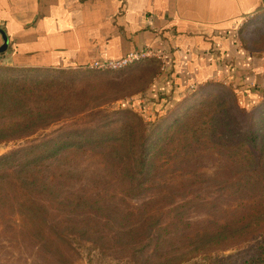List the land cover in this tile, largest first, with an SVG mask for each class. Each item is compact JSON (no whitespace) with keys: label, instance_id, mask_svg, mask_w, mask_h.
Returning a JSON list of instances; mask_svg holds the SVG:
<instances>
[{"label":"rangeland","instance_id":"rangeland-1","mask_svg":"<svg viewBox=\"0 0 264 264\" xmlns=\"http://www.w3.org/2000/svg\"><path fill=\"white\" fill-rule=\"evenodd\" d=\"M232 43L228 68L183 96L154 84L159 58L122 69L1 62L0 93L21 82L45 87L48 100L0 102V156L67 130L93 135L69 136L39 163L0 165V264H89L100 247L103 261L161 264L197 248L229 254L258 234L221 229L243 228L264 210V136L251 144L243 134L264 119V10Z\"/></svg>","mask_w":264,"mask_h":264},{"label":"crops","instance_id":"crops-1","mask_svg":"<svg viewBox=\"0 0 264 264\" xmlns=\"http://www.w3.org/2000/svg\"><path fill=\"white\" fill-rule=\"evenodd\" d=\"M263 10L264 0H0V64L88 68L151 47L165 57L154 84L183 96L228 68L233 32Z\"/></svg>","mask_w":264,"mask_h":264},{"label":"trees","instance_id":"trees-1","mask_svg":"<svg viewBox=\"0 0 264 264\" xmlns=\"http://www.w3.org/2000/svg\"><path fill=\"white\" fill-rule=\"evenodd\" d=\"M17 69H32V68H23V67H15ZM86 68V67H83ZM6 70V69H3ZM160 73V72H159ZM223 84V83H222ZM1 85L6 87V83H2ZM13 86L11 87L12 93L11 92H4V95L0 93V102L1 104H16L19 105V108L21 106L27 105L30 103L31 100H36L39 99L41 101L47 102L48 100V95L46 92V88L39 85L37 86H31L29 84L21 83V82H16L12 84ZM254 83L252 84L251 87L248 88V92L253 94L252 96L254 97V90L256 89V86H253ZM223 86L230 91H232L231 84H223ZM235 95V92H234ZM257 95V94H256ZM236 101V99H234ZM5 106V105H4ZM236 107V105H234ZM238 112H242L241 109L237 106L236 107ZM24 115L27 116L24 112ZM29 116V115H28ZM31 116V115H30ZM29 116V117H30ZM136 117V116H135ZM231 119H233L232 114L230 116ZM26 121L22 120L19 122L21 127H24V124L28 125L30 124L29 122L31 121ZM137 126L143 127V124L141 120H137ZM259 127L254 128V124H250L247 126V131L243 133L245 136L246 140H249L251 144L253 142H256L258 138H261L264 136V119L259 120ZM252 127V129H251ZM133 130L135 129L132 127ZM2 131H0L1 133ZM134 132V131H133ZM132 132V134L135 136V134ZM93 134L90 133L89 135H86L84 133V130H67L60 132L59 134H56L55 136H51L49 138H44L41 142H38L36 144H29L24 147L16 148L8 153L0 156V165L4 163H12L18 158L24 159V163L22 164H31V163H39L41 162L40 160H43V157L46 156L49 153L54 154L57 152V145H64L66 143V139L68 137L74 136L76 137H85L86 139H91ZM243 136V135H242ZM137 137V135H136ZM140 137L143 138V135H140ZM49 150V151H48ZM117 151H120V148H116ZM133 150V149H132ZM130 152V151H128ZM127 152V153H128ZM118 153V152H117ZM126 151L121 152V155H124ZM138 152H135V155L137 156V162L139 163V167L142 165L144 162V155L146 153L145 150H142L139 154ZM126 155V154H125ZM136 159V158H135ZM136 162V163H137ZM264 189V185H263ZM93 201V200H92ZM89 202V203H88ZM93 202H96L95 200ZM98 202V201H97ZM83 205L84 202L76 204L77 206ZM86 205L88 207L95 208L97 205L91 204L89 200H87ZM94 205V206H93ZM86 206V207H87ZM260 214V217L251 221L250 223H247L246 226H243V228H238V230H234L231 232V225L230 223H226L222 226V231L228 233L227 236H247V234L252 233V231H255L257 229L260 230L258 234H254L245 242L243 245L238 246L233 252L229 254H225L224 252H217L219 254H213L211 252H205L202 250V248H197L195 249V255H186L182 256L176 261H166L165 263L161 264H264V210L258 211ZM254 216V212L247 215L246 217H243V220H246L248 218H252ZM240 221V220H238ZM261 223H263V227H258ZM233 233H236L235 235ZM233 234V235H232ZM201 251V252H200ZM104 250L102 247L99 248V252L90 249V252L87 253V259L89 264H115L110 260H105L103 261L102 259L99 258L100 254H104ZM123 263V262H122ZM129 264V262H124V264Z\"/></svg>","mask_w":264,"mask_h":264},{"label":"built area","instance_id":"built-area-1","mask_svg":"<svg viewBox=\"0 0 264 264\" xmlns=\"http://www.w3.org/2000/svg\"><path fill=\"white\" fill-rule=\"evenodd\" d=\"M152 58H159L163 61V63H165V57L160 52V50H156L151 47H145L129 52L128 54L119 59H113L108 61L95 60L90 64L89 67L96 69H122L134 63L149 60Z\"/></svg>","mask_w":264,"mask_h":264},{"label":"water","instance_id":"water-1","mask_svg":"<svg viewBox=\"0 0 264 264\" xmlns=\"http://www.w3.org/2000/svg\"><path fill=\"white\" fill-rule=\"evenodd\" d=\"M0 33L2 34L3 36V43L2 45L0 46V54L1 53H4L7 49H8V46H9V39L5 33V31L0 28Z\"/></svg>","mask_w":264,"mask_h":264}]
</instances>
